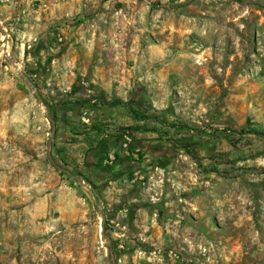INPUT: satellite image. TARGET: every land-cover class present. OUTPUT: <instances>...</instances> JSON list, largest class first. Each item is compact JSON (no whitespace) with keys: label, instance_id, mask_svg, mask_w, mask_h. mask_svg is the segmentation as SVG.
I'll list each match as a JSON object with an SVG mask.
<instances>
[{"label":"rangeland","instance_id":"374dc122","mask_svg":"<svg viewBox=\"0 0 264 264\" xmlns=\"http://www.w3.org/2000/svg\"><path fill=\"white\" fill-rule=\"evenodd\" d=\"M0 25V264H264V0H0Z\"/></svg>","mask_w":264,"mask_h":264},{"label":"water","instance_id":"95a60500","mask_svg":"<svg viewBox=\"0 0 264 264\" xmlns=\"http://www.w3.org/2000/svg\"><path fill=\"white\" fill-rule=\"evenodd\" d=\"M0 33H1L2 36H4V37L6 38V32L4 31V29H3V27H2L1 25H0ZM4 51H5V53H6V50H4ZM6 57H8V55H6ZM16 68H18V67H16ZM22 78H23L26 82H28V80H27L24 76H22ZM30 90L32 91L33 96H34V98L37 100V102H38L40 105H42V107H44L45 105H44V103H43V101H42L40 95L38 94V92L36 91V89H35L32 85H30ZM47 121H48V123H49V136H48V142L50 143V141L52 140L53 135H55V127H56V126H55V122H54V120H53L51 117H49L48 115H47ZM92 192L95 193L94 190H92ZM98 213H99L100 218H101V232L103 233V228H104L105 219H104V216L102 215V212H101L100 208L98 209Z\"/></svg>","mask_w":264,"mask_h":264},{"label":"trees","instance_id":"16d2710c","mask_svg":"<svg viewBox=\"0 0 264 264\" xmlns=\"http://www.w3.org/2000/svg\"><path fill=\"white\" fill-rule=\"evenodd\" d=\"M119 105V104H123V102H121V101H118V100H115V101H112L111 103H109V105ZM131 112H132V114H134V116H136V117H138L139 115H138V113L137 112H135L133 109H131ZM228 131V133H230V132H232V133H234V134H244L242 131H236V130H234V129H229V130H227ZM198 132H200V133H202V131H198ZM262 135L264 136V133H262ZM187 154L188 155H190V156H192L193 155V153H192V151H189V150H187Z\"/></svg>","mask_w":264,"mask_h":264}]
</instances>
